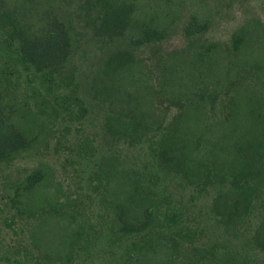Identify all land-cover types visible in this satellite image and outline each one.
I'll return each instance as SVG.
<instances>
[{
  "label": "rangeland",
  "instance_id": "obj_1",
  "mask_svg": "<svg viewBox=\"0 0 264 264\" xmlns=\"http://www.w3.org/2000/svg\"><path fill=\"white\" fill-rule=\"evenodd\" d=\"M114 1L131 6L133 20L111 38L96 29L97 0H0V13L31 28L62 21L75 42L51 81L34 78L18 64L12 27L0 19V84L35 120L37 138L20 160L0 167V264H264L262 218L246 220L241 198L240 217L227 216L238 198L231 191L246 197V178L235 179L229 158H215L210 146L230 128L246 134L232 120L237 106L246 109V83L264 98V0ZM147 28L158 38L143 42ZM236 37L245 41L238 57ZM210 46L214 62H195ZM122 62L132 71H118ZM60 94L68 99L58 105ZM110 118L134 130L117 133ZM175 135L189 176L160 166L163 140ZM111 160L151 196L159 219L148 229L124 228L115 198L124 185L110 175ZM38 170L48 187L21 210L13 188ZM260 198L263 205L264 188ZM169 212L177 219L168 221ZM67 225L76 241L69 257L70 245L58 257Z\"/></svg>",
  "mask_w": 264,
  "mask_h": 264
},
{
  "label": "trees",
  "instance_id": "obj_2",
  "mask_svg": "<svg viewBox=\"0 0 264 264\" xmlns=\"http://www.w3.org/2000/svg\"><path fill=\"white\" fill-rule=\"evenodd\" d=\"M97 20L96 29L101 35L116 37L128 29L133 20V8L129 5L116 3L114 0H97ZM5 14V13H4ZM0 13L1 22L4 28L7 23L12 27L10 45L15 46L17 62L27 70L34 78L51 81L52 77L60 72L71 60L75 48L70 27L62 21L51 18L43 25L31 28L24 22L14 19L10 15ZM14 20L13 23L9 20ZM193 32V30L191 31ZM159 32L153 28L143 31V42H150L158 38ZM245 41L242 37L234 40L235 56L238 57L242 51ZM249 40L246 39V49ZM216 47L210 46L206 52L197 55L194 61L205 65L214 62ZM246 55L247 51H246ZM247 57V56H246ZM197 60V61H196ZM253 63L246 58V64ZM207 67V65H206ZM132 67L125 62L118 64V71ZM49 93V92H48ZM7 89L0 84V167L9 166L20 160L24 154L33 149L37 138L35 136V120L29 119L27 111L23 107H16L9 100ZM68 97L58 95L56 102L58 105L67 101ZM184 117H188L184 113ZM232 120L236 119L246 126V134L239 133V129L230 128L226 130L224 141L211 143L212 156L218 158L226 156L232 167V176L235 179L246 178V197L244 193L231 191L230 195H237L231 207L228 217H240L242 201L246 199V220L249 217L262 218L263 223L257 231V239H260L261 246L264 247V204L260 203V192L264 188V98L260 92L252 87L251 82L246 83V109L240 106L232 115ZM109 127L117 133H127L134 130L133 125L126 124L121 119L110 118ZM225 129V128H224ZM175 133H179L180 128H173ZM165 147L160 155V166L165 171L171 169L186 171L189 176L187 165V153L181 150V139L178 136H166L163 140ZM85 148V147H84ZM183 148V147H182ZM239 154V155H238ZM246 156V157H245ZM246 158V160H244ZM110 169L112 177L117 182H122L123 187L118 188L115 194L119 218L123 221L124 228L140 232L148 229L159 219L157 211L152 205L151 196L147 189L143 188L136 181L133 171L120 170L116 162L111 160ZM237 166V167H236ZM50 179L43 171L38 170L31 174L26 180L17 184L13 188V203L17 208H31L37 194L46 190ZM233 198V197H232ZM241 198V199H240ZM58 213L59 209L53 208ZM32 212V210H31ZM61 215L60 222L66 221L65 215ZM168 221H174L178 213H166ZM76 241V233L66 226L65 235L61 243L56 247V256H65L63 248L69 247L67 257L72 253V247ZM137 260L136 262H140ZM37 264H48L38 261ZM129 264H134L129 263Z\"/></svg>",
  "mask_w": 264,
  "mask_h": 264
}]
</instances>
